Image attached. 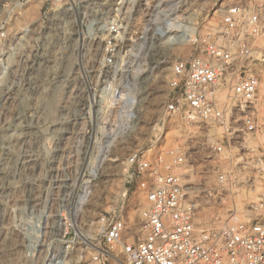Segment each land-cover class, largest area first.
Here are the masks:
<instances>
[{
    "label": "rangeland",
    "instance_id": "rangeland-1",
    "mask_svg": "<svg viewBox=\"0 0 264 264\" xmlns=\"http://www.w3.org/2000/svg\"><path fill=\"white\" fill-rule=\"evenodd\" d=\"M10 1L0 0V264H42L54 234L76 233L75 243L97 242L100 216L115 210L140 237L144 197L137 182H128L127 160L167 133L159 121L172 64L202 53L204 40L217 31L234 0H61L75 12L32 32L15 55L16 38L38 18L43 0H31L30 12L16 19L7 10ZM157 6L179 16L183 26L161 36L157 24L164 17L157 22ZM96 14L122 27L111 72L104 63L106 32L85 26ZM108 75L112 88H132L131 112L89 110L93 88L102 87ZM163 137L159 145L185 140L174 127L166 142ZM198 164L194 180L210 184L211 176L201 172L203 162ZM247 176L258 178L254 168ZM261 192L239 185L210 215L225 222L232 214L243 217ZM41 223L45 236L39 242L35 234ZM32 243L39 246L34 251Z\"/></svg>",
    "mask_w": 264,
    "mask_h": 264
},
{
    "label": "built area",
    "instance_id": "built-area-1",
    "mask_svg": "<svg viewBox=\"0 0 264 264\" xmlns=\"http://www.w3.org/2000/svg\"><path fill=\"white\" fill-rule=\"evenodd\" d=\"M30 2L11 0L7 10L13 18H22L30 12ZM60 3L43 0L38 18L25 24L16 38L14 55L25 49L32 32L52 20L64 21V12H75ZM85 26L106 32L109 52L104 63L111 72L117 66L119 21H102L96 14ZM263 85L264 0H234L223 11L217 31L204 40L202 53L172 64L159 121L167 133L157 138V145L127 160L128 182H137L144 197L141 236L131 233L125 215L115 210L100 216L97 242L84 238L75 243L76 233L65 238L54 234L42 264H264ZM93 89L91 112L124 114L125 102L134 103L130 96L119 103L101 87ZM172 127L184 132V143L159 145ZM199 161L201 172L212 178L208 185L194 180ZM250 168L258 175L252 181ZM239 185L261 188L259 200L243 217L232 214L226 222L213 218L216 202ZM36 247L32 243L30 250Z\"/></svg>",
    "mask_w": 264,
    "mask_h": 264
},
{
    "label": "bare ground",
    "instance_id": "bare-ground-1",
    "mask_svg": "<svg viewBox=\"0 0 264 264\" xmlns=\"http://www.w3.org/2000/svg\"><path fill=\"white\" fill-rule=\"evenodd\" d=\"M164 17V18H163ZM162 18H163V22L161 21L162 20ZM158 20H160L161 22L159 23L158 22ZM157 22H158V24H157V32L162 36L163 34H166L167 32H169V31H171V30H173V29H179L180 27H182L183 26V24H182V22H181V20L179 19V16H176V15H168V13H167V11L166 10H164V9H161L160 11H158L157 12ZM185 26V25H184ZM185 27H187V26H185ZM184 27V28H185ZM156 29V28H155ZM174 31V30H173ZM172 32V31H171ZM194 32H195V28L194 27H192L190 30H189V37H188V39H190L192 36H193V34H194ZM173 35V34H172ZM179 35V34H178ZM177 35V36H178ZM176 36V37H177ZM120 36H118V38H119ZM169 38H172V37H169ZM180 38V37H179ZM109 78H112L111 76H106V78H105V80H104V82H103V84H102V87H101V89L103 90V91H107V92H109L110 94H112V96L115 98V100H117V102H122L123 101V99L126 97V96H130L131 98H133L134 99V103H135V95H134V93H133V90H132V88L130 87H128V86H122L123 88L122 89H120L119 87H117V88H112V83H113V81L112 80H108ZM107 79V80H106ZM108 82L109 83V86L107 85L106 86V82ZM114 84V83H113ZM116 87V86H115ZM263 87H264V85H263ZM110 88V89H109ZM263 91H264V88H263ZM134 103H128V102H125V105H124V113H128V112H131V108H132V106H133V104ZM127 116L129 115V114H126ZM130 217H132L131 215H130ZM39 226V228L37 229V233L35 234L36 235V239L39 241V242H41V241H43V237L45 236L44 235V229H45V227H44V224H39L38 225ZM38 241H36V242H38ZM41 245V244H40Z\"/></svg>",
    "mask_w": 264,
    "mask_h": 264
}]
</instances>
